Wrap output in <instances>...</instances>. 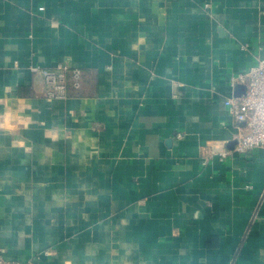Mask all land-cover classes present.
Masks as SVG:
<instances>
[{
  "label": "crops",
  "instance_id": "0c3cea01",
  "mask_svg": "<svg viewBox=\"0 0 264 264\" xmlns=\"http://www.w3.org/2000/svg\"><path fill=\"white\" fill-rule=\"evenodd\" d=\"M259 57L264 0H0V254L264 264V149L222 156Z\"/></svg>",
  "mask_w": 264,
  "mask_h": 264
},
{
  "label": "built area",
  "instance_id": "2783aa9c",
  "mask_svg": "<svg viewBox=\"0 0 264 264\" xmlns=\"http://www.w3.org/2000/svg\"><path fill=\"white\" fill-rule=\"evenodd\" d=\"M209 6V4H207ZM41 10L44 7H40ZM247 48V45L244 46ZM45 79L47 98H67L71 87L79 89L82 85L83 71L66 63L55 67H34ZM232 87L244 85L245 90L225 99L232 120L237 128L235 145L222 152V156L233 153H247L255 148L264 149V57H259L255 65L230 77ZM182 137L181 134L178 135ZM0 264H23L0 254Z\"/></svg>",
  "mask_w": 264,
  "mask_h": 264
},
{
  "label": "water",
  "instance_id": "95a60500",
  "mask_svg": "<svg viewBox=\"0 0 264 264\" xmlns=\"http://www.w3.org/2000/svg\"><path fill=\"white\" fill-rule=\"evenodd\" d=\"M239 86H242V87H244V88H245V86H244V85H238L237 87H239Z\"/></svg>",
  "mask_w": 264,
  "mask_h": 264
},
{
  "label": "clouds",
  "instance_id": "9594fccd",
  "mask_svg": "<svg viewBox=\"0 0 264 264\" xmlns=\"http://www.w3.org/2000/svg\"><path fill=\"white\" fill-rule=\"evenodd\" d=\"M0 126H4V125H0Z\"/></svg>",
  "mask_w": 264,
  "mask_h": 264
}]
</instances>
